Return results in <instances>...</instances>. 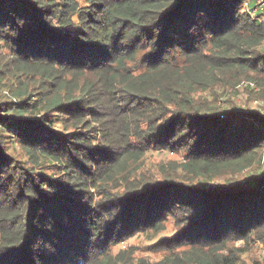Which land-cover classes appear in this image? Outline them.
<instances>
[{
  "label": "trees",
  "instance_id": "trees-1",
  "mask_svg": "<svg viewBox=\"0 0 264 264\" xmlns=\"http://www.w3.org/2000/svg\"><path fill=\"white\" fill-rule=\"evenodd\" d=\"M85 1L0 0L11 50V99L0 101V264H264L233 245L264 243V170L213 182L259 160L264 113L196 99L216 86L264 95L255 0ZM150 147L182 153L190 182L165 169L137 183L126 171ZM166 217L180 227L158 241L160 259L115 252Z\"/></svg>",
  "mask_w": 264,
  "mask_h": 264
},
{
  "label": "rangeland",
  "instance_id": "rangeland-1",
  "mask_svg": "<svg viewBox=\"0 0 264 264\" xmlns=\"http://www.w3.org/2000/svg\"><path fill=\"white\" fill-rule=\"evenodd\" d=\"M79 2L81 4H85L86 1L79 0ZM257 13H262L264 15V11L261 10H258ZM9 55H11V50L9 51V49L4 45L0 34V70L2 71L0 74L3 76L2 80L0 79V101H10L11 99V96L7 95L11 82V74L8 73L7 65L4 66L9 58ZM250 89H253V91H250ZM207 94L210 96V100L217 99L219 105L229 106L233 104H240L244 108L257 109L264 113V95L262 91H260V88H255L254 86L248 88L244 85L228 86L227 88H224L223 86H216L210 91L197 92L196 99L203 102V99ZM167 115L169 116L170 114L168 113ZM88 119L94 127L98 125V121H93L91 117ZM81 130H85L84 125H81ZM11 152L16 159L20 161L18 164L22 163L27 165L29 163V160L27 157H24V152L21 149L13 148ZM261 152L259 160L252 166L244 168V170L240 172H230L223 176H219L213 181L215 182L214 185H219V183H222L223 181L241 182L246 175H249L247 173L255 174L264 170V148ZM183 160L184 158L182 153L173 152L170 149L150 147L144 151L143 155L138 159L136 164L133 166L134 169L129 170L126 167L125 168L127 169V174H131V172H133L132 177L137 176V183L162 179L165 175L162 171L166 172L165 169H178L177 172L173 171L172 173L181 175L178 178L176 177L177 179H181L179 181L189 183V179L192 176L182 172L179 166V163ZM131 165V159H129L126 162V166ZM135 169H137L136 172ZM44 170L47 171L46 173H51V168H48V165L45 166ZM198 180L200 182H205V180L195 178V181ZM205 185H210V183L206 182ZM122 187L123 185L119 187L120 191L125 189ZM179 227L180 225L177 224L172 217H166L158 229L147 228L136 232V234L115 248V252L120 247L123 249L130 248L136 256H146L152 260L160 259L163 255H165V253L158 248V241H161L166 237L174 236ZM233 245H236L241 249V256L249 263L252 259L264 258V243L260 240L253 243L251 241L249 243H245L243 240H239Z\"/></svg>",
  "mask_w": 264,
  "mask_h": 264
},
{
  "label": "built area",
  "instance_id": "built-area-1",
  "mask_svg": "<svg viewBox=\"0 0 264 264\" xmlns=\"http://www.w3.org/2000/svg\"><path fill=\"white\" fill-rule=\"evenodd\" d=\"M245 6L247 8L250 6L249 1H246ZM258 10L264 11V0H255V7L252 10V14L258 12Z\"/></svg>",
  "mask_w": 264,
  "mask_h": 264
}]
</instances>
